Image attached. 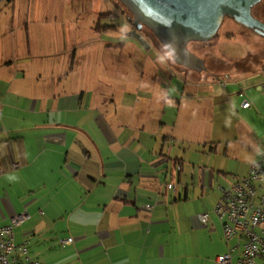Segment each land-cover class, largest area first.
Here are the masks:
<instances>
[{
    "label": "crops",
    "instance_id": "0c3cea01",
    "mask_svg": "<svg viewBox=\"0 0 264 264\" xmlns=\"http://www.w3.org/2000/svg\"><path fill=\"white\" fill-rule=\"evenodd\" d=\"M27 1L31 14H19ZM67 1L79 14H48L63 0L0 1V225L26 215L15 241L29 249L33 235L71 228L73 242L86 243L79 248H102L113 264L168 258V244L157 242L175 230L204 228L199 234L216 258L225 254L230 244L216 215L204 226L199 216L207 211L175 212L190 204L192 189L208 201L217 186V205L220 187L245 177L264 154V37L244 34L254 39L244 56L221 54L232 66L208 68L203 81L199 73L178 71L123 18L120 33L104 31L99 24H109L111 0ZM122 35L141 46L108 41ZM233 87L253 106L244 109L241 101L222 141L225 154L245 163L230 182L219 164H202L200 157L210 155L201 152L199 139L213 135L216 105L232 99ZM191 139L199 142L194 148L186 142Z\"/></svg>",
    "mask_w": 264,
    "mask_h": 264
},
{
    "label": "rangeland",
    "instance_id": "374dc122",
    "mask_svg": "<svg viewBox=\"0 0 264 264\" xmlns=\"http://www.w3.org/2000/svg\"><path fill=\"white\" fill-rule=\"evenodd\" d=\"M9 1L10 0H5V2L2 3V6H4V4H7ZM65 1L63 0V3L58 8H56L54 13L48 11V14H79L77 6H69V1H67V3ZM111 2L113 3V7H110V4L106 3L107 10L112 8L110 10L111 12H114L115 14L117 13L118 15L121 14L122 16L114 17L112 19L113 23H121L123 18L126 26L134 30L133 32H135L136 36L137 34H139L140 38L143 37L145 40L154 45L158 50H160L162 55H165V57L170 59L169 53L148 28L144 27L142 30H136V28L128 22L131 14L121 4V2L119 0H111ZM18 8L19 14H31L33 5L32 3L28 4L27 1L22 2L20 7L18 5ZM262 10H264V0L254 9V13H259V11L261 12ZM241 31V26L237 25L233 20L228 18L225 20V23L221 27L219 36L211 42L210 49H206L207 45H204L202 43H191L189 44V48L193 53L197 55V57L206 62L210 73L212 71L219 72L228 65L221 60V54L226 55L229 60L240 58L244 56V54L250 47V43L254 41V39L249 40L245 38V35L242 34ZM245 34L248 33L245 32ZM112 38L113 39L108 40L111 43L115 41H123L129 44L135 43L138 46H141L137 39H133L128 35H122L120 40V37L113 36ZM262 40H264V38H261V41ZM179 70L180 69H178V71ZM198 76H200L203 81L205 80V78L210 77V75L206 73H199ZM174 81L175 83H177V85L183 87L180 81H178L177 79H175ZM187 91L190 93V89H187ZM229 91L230 89L227 90V92ZM238 92L239 90L234 88V91L231 95L232 99L220 102L216 105V113L214 119L215 121L213 122L215 126L212 136L206 135L205 137L199 139V141H204L202 144H199L198 141H195L193 139L186 141L190 143L189 146H191L192 148L196 147L199 144V149L201 150V152H206L208 155H210L209 158L200 157V161H202V164L208 165L210 167H214L216 164H219L218 169H224L223 171H225V174L227 175L226 177L229 178L228 180L230 182L233 181V178L235 176L241 175L240 173L245 170V163L242 162L244 160L239 161L236 158L229 157L227 154H225L227 144H222V141H224L223 139H226L233 130V123L236 116L234 112L236 110H240L239 105L243 99L241 94ZM211 138L212 140H210ZM212 147H218V152H211ZM174 167L175 166L173 164L172 171L175 170L176 176L179 174V168H177V166L176 168ZM216 176H222L220 177V181L221 183L226 184L225 181H222V178H225L223 177L224 175L216 172ZM195 193L196 191L192 189L190 204L184 207L181 212L177 210V212H175L177 214V217L197 215L196 213L200 210L207 211L211 214L212 217H215L214 209L216 206V201L219 198L217 186L210 188L208 201H206V198L200 201V196H195ZM169 198H172V193L169 195ZM211 202H213L214 204L211 205ZM180 213L182 215H180ZM25 224L26 225L21 230L28 229L32 223L30 222ZM63 227L58 228L54 234L46 233L32 236L30 249H32L35 256L40 257V260L43 261L44 264H113L110 261L106 260L105 252L102 248L96 250L82 249L79 248L78 245H85L86 243L79 244V241L70 244L60 243L61 240H66L68 239V237L74 238L72 232H70L71 228ZM62 229H64L63 232L58 231ZM202 230L206 231V229L204 228L197 229L194 233L180 232L175 230L173 238H160L157 243L168 244V248L166 249V251L170 253V255L168 256V258L167 256L163 258L160 257L162 259H158L157 257H155L154 261L156 262V264H218L215 261L216 255L214 254V247L208 244V239L205 234H199V232H201ZM16 232L19 233V230H16ZM101 252H103V256H98V254ZM160 252L161 251H159V254Z\"/></svg>",
    "mask_w": 264,
    "mask_h": 264
},
{
    "label": "water",
    "instance_id": "95a60500",
    "mask_svg": "<svg viewBox=\"0 0 264 264\" xmlns=\"http://www.w3.org/2000/svg\"><path fill=\"white\" fill-rule=\"evenodd\" d=\"M119 1L131 14L128 22L136 30L148 28L177 66L197 73L207 72L208 67L189 44L215 40L227 18L264 37V22L254 15V8L263 0ZM222 91L216 102L223 99Z\"/></svg>",
    "mask_w": 264,
    "mask_h": 264
},
{
    "label": "built area",
    "instance_id": "2783aa9c",
    "mask_svg": "<svg viewBox=\"0 0 264 264\" xmlns=\"http://www.w3.org/2000/svg\"><path fill=\"white\" fill-rule=\"evenodd\" d=\"M252 106V98L245 96L242 108L251 109ZM168 188L173 189V185H168ZM220 190L222 195L214 214L222 224L225 242L230 245L228 252L218 256L216 262L264 264V154L250 166L245 177L231 187H220ZM26 217L16 216L11 224L0 225V264H44L32 255L27 242L15 241V227ZM210 218L208 212L199 216L204 226L210 223ZM72 242V238L60 241L62 244Z\"/></svg>",
    "mask_w": 264,
    "mask_h": 264
},
{
    "label": "trees",
    "instance_id": "16d2710c",
    "mask_svg": "<svg viewBox=\"0 0 264 264\" xmlns=\"http://www.w3.org/2000/svg\"><path fill=\"white\" fill-rule=\"evenodd\" d=\"M10 1H11V0H10ZM105 15L108 16V19L110 20V22H109L108 25H101V24H99L100 27L103 28L104 31H106V32L120 33V29H121V27H123V23L121 22V23H117V24H116V23H113V21H112V19H113L114 17H117V16H119V15H118L117 13L115 14L114 12H112V13H110V14H105ZM111 22H112V23H111ZM128 29H129V27H128ZM202 44L207 45V46H210V45H211V42H209V43H202ZM169 56H170V55H169ZM170 61L173 63V65H174L176 68H179V69H181V70H184L185 72H188V73H195V74H197V72L190 71L189 69H186V68H184V67L177 66V65L173 62L171 56H170ZM203 73H204V72H203Z\"/></svg>",
    "mask_w": 264,
    "mask_h": 264
},
{
    "label": "flooded vegetation",
    "instance_id": "af4514ba",
    "mask_svg": "<svg viewBox=\"0 0 264 264\" xmlns=\"http://www.w3.org/2000/svg\"><path fill=\"white\" fill-rule=\"evenodd\" d=\"M256 7H257V6H256ZM256 7H255V8H256ZM255 8H254V9H255ZM254 15H255L256 18H258L259 20H261V21L264 22V10H262L261 12L259 11V13H256V14L254 13ZM227 19H228V18H227ZM229 19L233 20L232 18H229ZM233 21H234V20H233ZM234 22H235V21H234ZM224 23H225V22H224ZM235 23H236L237 25H239L237 22H235ZM239 26H241V25H239ZM241 30H242V31H241L242 34H245V32L248 33V35H249V34H256V33L252 32V31H250V30L244 28L243 26H241ZM247 31H248V32H247Z\"/></svg>",
    "mask_w": 264,
    "mask_h": 264
}]
</instances>
